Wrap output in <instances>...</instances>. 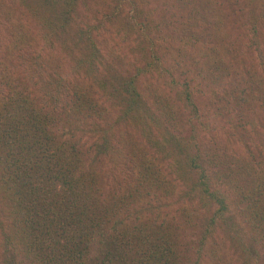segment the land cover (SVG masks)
<instances>
[{"label": "trees", "instance_id": "obj_1", "mask_svg": "<svg viewBox=\"0 0 264 264\" xmlns=\"http://www.w3.org/2000/svg\"><path fill=\"white\" fill-rule=\"evenodd\" d=\"M131 1L136 14L146 12L138 0ZM207 1L214 8L219 3ZM44 2L52 6L53 18L24 1L41 20L37 36L19 17L9 22L16 31L8 43L14 46L11 56L37 88H26L16 73L18 64L11 70L0 58V211L6 216L0 222L1 264H18L19 256L21 264H264L257 260V247L264 243V49L259 30L264 12L257 5L263 7L264 0H239L252 3L247 23L259 68L245 71L249 78L237 81L232 101L215 92L212 114V107L201 111L200 103L212 77L218 80L217 73L229 68L218 48H207L193 64L179 56L166 60L170 45L166 52L154 49L142 67L124 75L91 30L87 36L82 31L79 37H88V43L72 66L80 80L54 77L37 43H52L51 37L80 15V4L94 8L89 0L38 5ZM106 2L93 0V5ZM151 17L148 11L142 39L156 27ZM190 41L191 36L186 47ZM106 60L112 61L103 72ZM148 74L157 78L147 87L150 98L139 86ZM254 82L263 89L258 96L252 93ZM166 88L175 96L163 94ZM97 89L132 130L120 136L112 132L104 113L111 108ZM251 102L258 103L263 116L245 115ZM187 112L180 121L178 116ZM218 117L228 125L229 141L244 146L247 155L221 145L213 126ZM129 142L132 147L126 146ZM108 157L115 163L114 185L101 168ZM235 218L241 220L227 227ZM233 244L239 253L231 251Z\"/></svg>", "mask_w": 264, "mask_h": 264}, {"label": "rangeland", "instance_id": "obj_2", "mask_svg": "<svg viewBox=\"0 0 264 264\" xmlns=\"http://www.w3.org/2000/svg\"><path fill=\"white\" fill-rule=\"evenodd\" d=\"M24 1L27 2L30 0H0V58L9 62L11 70L16 69L13 68V65L16 63L18 64L19 72L16 70V73L28 83V87L26 88H37L34 82L35 80L29 79L30 77L27 74L26 68L23 67L21 63L17 62L16 58H12L11 52L14 46L8 45L12 40L13 34L11 33L16 32L13 29L15 27H11V24L9 23L12 16H17L22 19L23 22L28 23L29 27L32 26L31 29H33V35L37 36V28L39 29L41 26V20L39 17L35 18L31 11L26 10L27 8ZM40 1L43 0H31V4L40 6L41 8L43 7V9L47 11V15L49 14L48 18H53L52 15L54 14H52V10L50 11L52 6L46 2H44V5H38ZM138 1L141 3V6L146 9V12L136 14L131 0H107L106 3L99 5L100 7L97 8L93 5V0H89V3H91V6L94 9L83 6V3L80 4V15H78L80 18L76 16L74 20L69 22L68 28H65L61 32L58 31L52 36V43L44 44L46 49L42 43H37V50H40L43 53L44 60H48L46 68L52 71L53 74L55 73L54 77H57L58 74H62L68 78V80L73 82L80 80L78 79L80 77L78 76V73L77 76H75L76 72L72 69V66L74 64L73 57L80 54V48L82 49L83 45L88 43V37L85 39L79 37L80 32L82 31L83 34L87 36L88 32L91 30L92 38L98 42L99 47L105 54H107V56L109 54L113 57L114 66H118L117 69L119 73L124 75L135 73L137 68L142 67L144 64V58L152 56V50L154 49H157L162 53V51L166 52L165 50L169 48L166 46L170 45L171 55L167 57L166 60L173 62V58L179 56L177 58L181 59V61L189 60V63L193 64L201 59L200 54L208 50L207 48L214 46L218 48L219 52L224 56L229 68L227 67V71L225 72L223 69L217 73L220 76L218 77V80L214 78L215 76L212 77L210 88L205 89L204 94L201 95L200 109L204 112L205 109L212 107V110L209 112V114H212L214 112L213 108H217L216 103V105H213L212 98L214 99V102H216L218 96H220V98H222L221 96H226L232 101V93H236L234 90H236V86H238L237 81L248 79L249 76L245 71L247 69L252 71L258 62L256 53L251 47L249 26L247 23L249 16L247 13L249 9L252 8V3H240L239 0H216L220 4L215 2L214 8L212 5L208 4L207 0L201 2L197 1L195 3H193V1H191L192 3L179 1L178 3L176 0ZM262 5L263 3H260L257 6H259L258 9L263 8L261 11L264 12V6L262 7ZM148 11H152V17L150 19L156 20V27H154L152 32L148 31L147 35L143 32L144 36H146L142 39V30L144 28L143 23L146 21L144 17ZM200 11L201 15L199 16L198 12ZM107 15L111 16L107 18ZM102 20L103 22H101ZM8 26H10V28H7ZM259 30L264 49V19L261 20ZM160 33L163 35L166 34L167 37L162 39L158 36ZM176 33L178 35H176ZM185 34H187L188 37L185 38ZM173 35H176L175 39H172ZM189 36H191V41L186 47L185 41ZM152 37L153 39L156 38V40H151ZM142 40H144L143 43ZM153 44H155V46H153ZM125 58L126 60H124ZM111 61L112 60H106V63L101 65V71H106V68L109 67ZM30 63H33V61ZM258 68L259 67L257 66L256 69ZM156 81L157 78L154 74H148L147 76L140 78L139 86L141 90H147L149 98L153 96L147 87L150 88L151 84ZM252 85L256 88V90L252 92L253 95L258 96L261 90H263L262 87L260 88L255 82ZM259 88L261 90H259ZM96 91H98L97 96H102L103 101H106L105 104H109L111 108L104 113L105 116H110L109 122L112 124V132L117 136H120L122 132L125 131L127 133V130H132V127H129L126 122H123L117 117L120 113L118 110L119 108L113 106L112 102L106 98L102 91L98 89ZM164 92L165 93L163 94L165 95L169 93L175 96L174 90L166 88L164 89ZM215 92L218 93V96L215 95ZM230 104H232V102ZM250 105L252 110L246 106L247 109L245 115L263 116V110L258 109V103L251 102ZM98 109L106 111L105 108L98 107ZM188 114L189 112L183 113L178 116V119L180 118V121H182ZM213 116L220 115L217 114ZM235 116H237V113ZM215 123L216 124H212L218 129L215 131L216 133H214L216 135L218 134V138L220 137L219 140L221 145H229L240 153H243L244 150L247 155L248 152L245 150L244 146L240 144L237 145L236 143L232 144L231 142L234 141H229V138H227L226 131H228V125L225 120L218 117ZM190 127L191 126L188 125L184 131L189 133L191 130ZM202 134L206 137L205 140H209L210 142L211 139L209 134L205 131H202ZM202 141H204V138H202ZM92 142L89 143L91 144ZM96 145L100 146L101 141L97 142ZM132 145L133 143L130 142L126 144V146L131 147ZM93 150L92 153L96 155L97 150ZM111 166L115 167V163L112 162L109 157L101 164L106 180L108 178L111 185H114L115 180L114 176H112L114 174V168H111ZM108 170H110V172ZM117 173L118 176H122L123 174L121 171H117ZM1 208L2 206L0 204V209ZM2 210L0 211V222L4 221L6 218ZM239 220H241V218L238 220L237 218L233 219L227 227H231V224H234ZM1 230L2 228H0V231ZM2 237L3 235L0 234V241L2 240ZM232 247L231 251L233 253H239L235 250L234 244ZM257 248V260L263 263L264 243L259 244ZM4 252L5 247L1 246V257L5 255ZM15 259L18 260V264H21V259H23V257L19 256V258L16 257Z\"/></svg>", "mask_w": 264, "mask_h": 264}]
</instances>
